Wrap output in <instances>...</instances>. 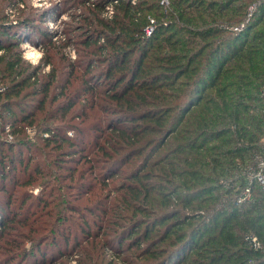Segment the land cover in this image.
Masks as SVG:
<instances>
[{
  "label": "trees",
  "instance_id": "obj_1",
  "mask_svg": "<svg viewBox=\"0 0 264 264\" xmlns=\"http://www.w3.org/2000/svg\"><path fill=\"white\" fill-rule=\"evenodd\" d=\"M160 1L96 0L74 62L0 24V264H264V0Z\"/></svg>",
  "mask_w": 264,
  "mask_h": 264
},
{
  "label": "rangeland",
  "instance_id": "obj_2",
  "mask_svg": "<svg viewBox=\"0 0 264 264\" xmlns=\"http://www.w3.org/2000/svg\"><path fill=\"white\" fill-rule=\"evenodd\" d=\"M95 1L96 0H59V2L57 3L56 0H47L48 4H51L52 7L44 8L34 7L32 4V0H0V24L11 23L12 26H15L13 27V29L16 31H29V38H31L32 40V42L30 43L35 47H43L44 52H46V56L48 53L49 55H53L57 58L65 57L68 61L74 62L70 58L72 50H75L78 59L80 50L81 48H83L81 40L82 38L85 39L87 37V34H84L83 32L92 25H96V21H93L95 12H91ZM38 2L40 4H43L44 0H38ZM135 2L136 0H131V4H134ZM116 3L117 0H107V3L105 4L106 7H104L100 12V17L105 20L111 19ZM160 5L162 6L164 11V9H167L170 5L169 0H161ZM253 6H255V4H253ZM107 7L111 9L112 13H109V11H107ZM63 16H66L67 19L61 20V17ZM48 21H51L53 24L57 21H60L61 30L53 31L47 26ZM39 31H47L51 36L52 44L48 45L47 47L46 44L49 39V35H47L45 38H40L41 34ZM65 50H67V52ZM19 51L21 52L20 47ZM2 54L3 52L0 50V55ZM30 66L33 67L32 65ZM44 68L45 67H43L40 72L41 75L48 72L44 71ZM261 95L264 96L262 93ZM30 131L31 130H29V132ZM12 138L13 137L11 135L6 136L7 142L13 140ZM162 150H160L159 152H161ZM27 157V152H25L23 159L26 160ZM69 164L70 166L74 165V163L71 162ZM127 168V166H125L123 169L121 168L120 172H122V170H126ZM16 178L20 180L21 175L19 174V177L17 175ZM6 188L9 191L11 190L10 187ZM36 190L37 188L33 190V193H36ZM0 196H3V198L6 199V195H4V193H0ZM18 196L20 198L21 195L18 194L15 198H12L13 202L17 201L16 199L18 198ZM28 208H30V205L28 206ZM47 248L48 250H52V252H54V250L50 246ZM105 255L107 260H112L115 262V258L114 256H112L109 250L105 252ZM36 259L38 258L34 257L33 261H27L25 264H34ZM46 259L48 260V257ZM70 263L74 264L75 258L71 259ZM118 263L120 264V262Z\"/></svg>",
  "mask_w": 264,
  "mask_h": 264
},
{
  "label": "clouds",
  "instance_id": "obj_3",
  "mask_svg": "<svg viewBox=\"0 0 264 264\" xmlns=\"http://www.w3.org/2000/svg\"><path fill=\"white\" fill-rule=\"evenodd\" d=\"M56 2L58 3L59 0H56ZM32 4L34 7H44V8L52 7L51 4H48L47 0H44L43 4H40L38 2V0H32ZM109 11H111V9ZM66 19H67L66 16L61 17V20H66ZM47 26L49 28H51L53 31L61 30L60 21H57L54 24L51 21H48ZM19 47H20L21 52H22L21 58L23 61L29 63L33 67H36V66L41 64V62L45 56V52L43 50V47H35L30 42H22L19 45ZM65 51L67 52V50H65ZM70 58L73 61H75L77 59V55H76V52L74 49L71 52ZM49 70H50V66L44 68V71H49ZM69 135H72V133H69ZM36 193L37 194L39 193V189L36 190Z\"/></svg>",
  "mask_w": 264,
  "mask_h": 264
},
{
  "label": "built area",
  "instance_id": "obj_4",
  "mask_svg": "<svg viewBox=\"0 0 264 264\" xmlns=\"http://www.w3.org/2000/svg\"><path fill=\"white\" fill-rule=\"evenodd\" d=\"M109 10H110V8L107 7V11H109ZM109 13H112V12L109 11ZM262 94L264 95V90H263ZM255 179L259 183V185L261 186L262 190L264 191V159L258 164V170H257V172H255ZM249 196H250V191H249V189H246L243 196L239 199V201H242L244 199H248ZM251 241L253 242L254 248H256V249L261 248V245H260L259 241H257L256 237L252 236Z\"/></svg>",
  "mask_w": 264,
  "mask_h": 264
}]
</instances>
